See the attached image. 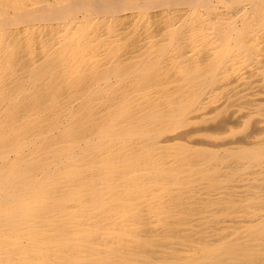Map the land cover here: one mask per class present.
Here are the masks:
<instances>
[{"label": "bare ground", "instance_id": "6f19581e", "mask_svg": "<svg viewBox=\"0 0 264 264\" xmlns=\"http://www.w3.org/2000/svg\"><path fill=\"white\" fill-rule=\"evenodd\" d=\"M0 264H264V0H0Z\"/></svg>", "mask_w": 264, "mask_h": 264}]
</instances>
